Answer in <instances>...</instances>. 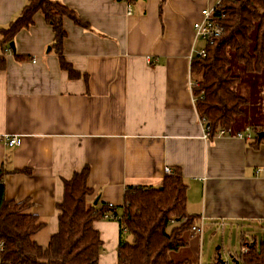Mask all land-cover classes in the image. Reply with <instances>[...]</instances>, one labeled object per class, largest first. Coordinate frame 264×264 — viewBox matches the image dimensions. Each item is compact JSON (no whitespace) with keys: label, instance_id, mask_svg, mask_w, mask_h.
Wrapping results in <instances>:
<instances>
[{"label":"crops","instance_id":"crops-1","mask_svg":"<svg viewBox=\"0 0 264 264\" xmlns=\"http://www.w3.org/2000/svg\"><path fill=\"white\" fill-rule=\"evenodd\" d=\"M56 1L89 25L64 19V57L85 77L72 80L61 69L40 12L15 37V51L0 45V136L22 139L14 148L0 143V168L29 171L6 177L5 197L32 201L46 224L35 239L46 231L48 243L57 232L64 180L88 166L89 201L119 212L127 186L158 187L166 168L179 170L194 226L204 234L234 223L242 239L257 242L264 230V143L252 145L258 120L244 113L229 133L206 140L190 87L191 61L203 48L193 25L219 0H137L130 15L122 0ZM26 4L0 0V28ZM247 129L252 140L236 136ZM95 226L104 242L99 264H117L119 223ZM188 248L184 259L197 264Z\"/></svg>","mask_w":264,"mask_h":264},{"label":"trees","instance_id":"trees-1","mask_svg":"<svg viewBox=\"0 0 264 264\" xmlns=\"http://www.w3.org/2000/svg\"><path fill=\"white\" fill-rule=\"evenodd\" d=\"M218 9L215 18L224 28L223 35L205 46V57L194 55L191 61L192 94L198 114L210 128V139L220 130L229 133L236 118L244 115L249 105L247 99L234 91L242 78L232 72L229 53L235 54L247 74L264 72V0H221ZM38 12L53 29L52 48L61 69L72 80L85 77L64 57L67 36L64 19L84 28L89 25L56 0H27L20 15L7 28H0V45L13 43L21 30L33 25ZM5 62L6 58L0 57V69ZM252 130L256 134L252 145L257 147L264 143V126L256 125ZM17 172L29 173L0 168V264H99L104 242L95 223L104 220L107 212L121 216L117 264H194L172 257L188 246L186 237L198 220L187 213L188 186L179 170L166 175L158 187L127 186L119 212L116 207H99L89 201L93 194L88 187L90 168L84 167L70 180H64L63 199L56 205L58 230L46 246L35 239L46 224L33 213L32 201L6 200L5 179ZM127 235L130 241L125 240ZM246 246L243 237L242 247ZM239 263L264 264V240L241 253Z\"/></svg>","mask_w":264,"mask_h":264},{"label":"rangeland","instance_id":"rangeland-1","mask_svg":"<svg viewBox=\"0 0 264 264\" xmlns=\"http://www.w3.org/2000/svg\"><path fill=\"white\" fill-rule=\"evenodd\" d=\"M202 41L198 43L197 49L203 47ZM230 61H231V69L235 75H238L242 78L241 85L238 86L237 90L234 87V91L239 96L244 97L249 101V105L246 106L245 116H253L256 118V125L264 126V72L258 75H250L247 74L241 64L236 60L235 54L233 52L229 53ZM254 113H258L259 118L256 115H252ZM240 117L236 118V121L233 124L234 128L236 126L237 120ZM260 123V124H259ZM258 229V227L256 228ZM192 233V232H191ZM240 229L234 224L230 223L226 229H206L203 234L202 239L200 236H193L188 234L186 237V241L188 242V251L193 254V261L197 264H216L222 262H226L230 260L231 262L241 254L242 246H241V235ZM49 235H47L46 231L41 232L40 236L36 239L44 244H47ZM257 243L261 244L264 240V234L260 230L257 231ZM246 239V238H245ZM125 240L130 241L131 237L129 235L125 236ZM203 240V241H202ZM249 242L251 239H246ZM46 246V245H45ZM184 249V248H183ZM178 251L177 253L172 254V257L176 261H182L184 259L185 251ZM185 260V259H184Z\"/></svg>","mask_w":264,"mask_h":264},{"label":"built area","instance_id":"built-area-1","mask_svg":"<svg viewBox=\"0 0 264 264\" xmlns=\"http://www.w3.org/2000/svg\"><path fill=\"white\" fill-rule=\"evenodd\" d=\"M124 1L127 6H128V14L130 15L132 12L131 9V0H122ZM221 0H219L214 6L211 7H206L201 11V20L197 21L193 25L194 29V34H195V39L201 40L204 43L203 48L196 54L200 55L201 57H205L206 51H205V46L213 44L216 39L221 37L224 33V28L223 26L216 20L215 16L218 13V7L220 4ZM12 50L11 48H7L5 50V53H11ZM194 86V82L190 84L191 89ZM201 125L203 127V138L208 140L211 137V131L210 128L207 126L205 119L200 118ZM252 130L247 129L243 133L239 132L236 134V136L242 140L245 141H250L253 139L252 135ZM227 132L225 130H220L218 132L217 136H224L226 135ZM0 143H3L5 146L14 148V147H19L22 143V139L19 136H0ZM166 175H171L172 170L170 168L165 169ZM258 174V171L256 172ZM108 207L110 209L115 208L113 204H108ZM104 220H111V221H116L119 222L121 221V216L117 215L113 212H107L103 216ZM192 232L196 233L202 238L204 229L202 226H193L192 227ZM264 234V230H263ZM258 245L257 242L251 240L247 242V246L242 248L241 253H246L248 251L249 246H255ZM235 261L239 262V256L236 257L232 262L230 260H227L224 262V264H235ZM201 264V263H199Z\"/></svg>","mask_w":264,"mask_h":264},{"label":"water","instance_id":"water-1","mask_svg":"<svg viewBox=\"0 0 264 264\" xmlns=\"http://www.w3.org/2000/svg\"><path fill=\"white\" fill-rule=\"evenodd\" d=\"M10 47H11V49L13 50V51H15L16 49H15V45H14V43H11L10 44ZM262 135H260V137H261ZM98 201H99V198H97L96 200H95V202H94V205H96L97 203H98ZM221 261V260H220ZM221 264H224V262H222L221 261ZM235 264H240L238 261H235Z\"/></svg>","mask_w":264,"mask_h":264}]
</instances>
